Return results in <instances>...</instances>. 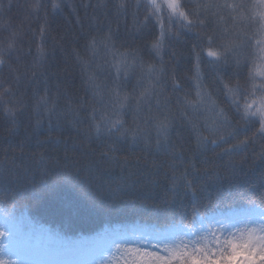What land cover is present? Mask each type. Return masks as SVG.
Wrapping results in <instances>:
<instances>
[{"label":"trees","instance_id":"trees-1","mask_svg":"<svg viewBox=\"0 0 264 264\" xmlns=\"http://www.w3.org/2000/svg\"><path fill=\"white\" fill-rule=\"evenodd\" d=\"M30 2L11 0L12 8L8 10V0H4L5 10L0 19V40L6 39L11 30L22 35L21 59L15 65L19 70L10 75L7 68L0 67V81L19 77L17 94L25 101L23 113L15 119L8 112L13 104H0V227L13 234L2 241L5 255L0 258L17 259L11 253V240L16 239L13 221L21 230L29 226L43 228L73 241H88L99 233L114 229L151 230L164 221L161 201L170 187L167 180L172 166L169 153L154 150V130L151 131L152 149L143 143H133L130 132L128 141L117 154L119 161L108 165L98 162L94 172H89V159L99 161L98 153L103 145L93 142L91 146L80 147L81 141L87 143L84 133L89 121L86 117L93 109L97 116L119 113V117L113 115L112 118L122 119L126 128L135 130L139 125L148 130L144 123L147 106L137 113L134 104L121 109L114 101L117 91L121 95H139L148 84L147 70L153 64H164L168 69L165 94L172 98L169 109L175 117L171 139L177 151L184 154L182 158L176 157L178 161H184L177 167L183 171L184 164L192 163L201 169V174L194 177L196 184L207 175L215 177L213 182L199 189L197 197L185 194L183 203L187 217L193 215L195 201L198 211L193 223L197 230L202 219L205 224L213 223L233 212L247 214L229 228L232 231L243 229L248 232L258 228V214L246 201L249 198L258 200L264 193V160L253 156V152L260 151V144L251 148L244 163L238 166V174L233 176L228 158L217 155L219 148L202 154L193 151L195 137L189 121L194 114L188 108L185 115L176 103L173 77L182 89L180 99H184V93H189L188 99L195 100L196 92L201 91L202 95H211L217 111L232 103L231 96L222 91L220 82L227 83V80L224 76L215 80L209 67L200 66L204 87L202 90L196 88L197 81L192 79L196 71L192 45L199 41L192 32L180 29L177 23L173 31H179V36L166 41L158 56L153 49L155 39H159L158 29L153 31L149 26L139 32L132 26L130 18L117 20L110 17L114 46L97 44L92 48L86 46L91 43L90 36L98 28L107 31L109 27V20L102 16L99 20L94 18L91 5L97 0H64L63 10L49 15L48 30L43 37L40 35L43 20L27 7ZM186 2L191 7L207 0ZM205 23L208 25L206 30L212 32L215 29L216 34L233 28L231 23L211 16ZM5 26H10L8 31ZM251 31L255 32L256 28ZM37 46L46 50L47 81L44 77L33 81L30 76L33 56L29 52L35 54ZM204 48L205 58L210 59L206 55V43ZM125 64L129 66L126 71ZM45 94L56 102L55 114L49 115L43 108L37 110L36 101ZM152 105L155 111L154 100ZM207 116L210 124L211 113ZM204 118L199 117L201 123ZM234 159L239 161L240 156ZM53 161L69 167L66 171L63 167H53ZM188 171L191 174V168ZM154 179H158L159 184L153 183ZM9 216L12 220L7 219ZM176 222H180L179 217ZM187 222L188 219L183 221ZM24 236L21 232L18 240L21 246ZM239 255L247 256L245 252ZM114 256L118 258L119 254L113 250L105 255V259L114 264ZM251 258L250 264H258L256 256ZM231 262L237 264L235 260Z\"/></svg>","mask_w":264,"mask_h":264},{"label":"snow or ice","instance_id":"snow-or-ice-1","mask_svg":"<svg viewBox=\"0 0 264 264\" xmlns=\"http://www.w3.org/2000/svg\"><path fill=\"white\" fill-rule=\"evenodd\" d=\"M27 7L43 20L40 28V35L43 37L48 30L49 15L62 11L64 0H31ZM91 7L95 13L94 18L99 20L102 16L104 20H109V27L107 31L98 28L90 36L91 43L86 45L87 47L94 48L97 44L114 46L115 36L111 30L110 17L117 20L130 18L132 26L139 32L149 26L153 31L158 29L159 39L154 36L153 44L158 56L166 41L179 36V31H173L177 23L180 29L192 32L199 41L192 45L196 60V71L192 79L197 81L196 88L202 90L204 87L200 70L203 65L211 68L215 80L224 76L227 83L220 81L223 85L222 91L232 99L231 104L219 111L216 110V102L212 100L211 95H202L201 91L196 92L195 100L188 99L189 93H184V99H180L179 92L182 89L173 77V93L176 94L177 105L185 115L188 114V108H191L194 114L189 121L191 133L195 137L196 147L193 151L202 154L219 148L217 155L228 158V166L233 176L238 174V166L244 163L248 152L257 143L260 144V151L253 152V156L264 160V0H207L191 7L186 0H97ZM11 8V0H8L7 9ZM4 10V0H0V19L3 18ZM72 10L75 12L74 7ZM208 16L231 23L232 30L218 34L215 29L212 32L207 31L205 20ZM9 27L5 26V31H8ZM253 27L256 28L255 32L251 31ZM21 42L22 35L17 30L9 31L7 38L0 40V67L7 68L10 75L19 70L15 65L21 59ZM205 43L206 55L210 59H206L204 55ZM29 55L33 56L30 66L31 79L37 81L44 77L47 81V67L44 62L46 50L37 46L36 53L29 52ZM128 67L127 64L124 65L125 71ZM167 77L166 65L153 64L147 70L148 84L139 95H121L118 91L116 93L114 104H119L121 109L134 104V110L138 113L144 106L148 107V114L144 119L148 130L141 129L139 125L135 130L126 128L122 119L112 118L113 115L119 117V113L97 116L96 110L93 109V113L86 117L89 121L88 130L84 133L87 143H80V147L91 146L93 142L103 145L98 153L99 161L89 159V172H94L98 162L108 165L119 161L117 154L121 151L123 143L128 141L130 132L133 133V143H143L145 147L152 149L151 131L154 130V150L169 153L172 166L167 180L170 187H167L161 201L164 206V221L151 230L114 229L111 232L99 233L88 241L69 240L58 233L32 226L21 230L17 222L13 221L16 239L11 240V253L17 259L0 258V264H113L112 260L105 259V255L113 250L119 254L118 258L113 257L114 264H230L232 260L242 264L243 258L240 255L221 246L220 235L234 227L240 217L247 213L233 212L220 221L207 224L203 223L202 219L199 230L193 223L198 211L195 201L193 215L190 218L186 215L183 203L185 194L190 193L192 197H197L199 189L213 182L215 177L207 175L206 179L196 184L194 177L201 174V169L192 163L184 164L183 171L177 167L184 161H178L176 157L182 158L184 154L183 151H177L171 139L175 117L169 109L172 98L165 94ZM5 84L8 87H5ZM19 84V77L0 81V104H13V108L8 109V112L14 119L23 113L25 107L24 99L17 94ZM36 108H43L52 115L56 113V102L45 94L36 101ZM208 113H211L212 117L210 124ZM200 116L205 117L203 123L200 122ZM204 132H208V135H204ZM236 156H240L239 161L234 159ZM51 164L53 167H63L65 171L69 167L68 164L61 166L55 161ZM153 183L159 184V180L154 179ZM7 191L6 187L5 192ZM246 203L258 214V228L249 230V235L264 232V193L258 196V200L249 198ZM177 217L180 222H176ZM7 219L12 220V217ZM185 219H188L187 223H183ZM251 222L249 220V223ZM21 232L25 234L23 246L18 243ZM9 235L13 234L0 227V257L5 255V245L2 241ZM247 250H254L258 264H264V246H250Z\"/></svg>","mask_w":264,"mask_h":264},{"label":"clouds","instance_id":"clouds-1","mask_svg":"<svg viewBox=\"0 0 264 264\" xmlns=\"http://www.w3.org/2000/svg\"><path fill=\"white\" fill-rule=\"evenodd\" d=\"M220 242L225 250H232L234 254L239 255L250 246H264V232H258V234L250 236L249 233L243 229L237 231L227 229L220 235ZM230 264H232V262H230Z\"/></svg>","mask_w":264,"mask_h":264},{"label":"rangeland","instance_id":"rangeland-1","mask_svg":"<svg viewBox=\"0 0 264 264\" xmlns=\"http://www.w3.org/2000/svg\"><path fill=\"white\" fill-rule=\"evenodd\" d=\"M251 229H253V228H251ZM250 229V230H251ZM249 232V231H248ZM256 234H258V232L257 233H255L254 235H256ZM245 252V254L247 255V256H250V257H247V256H241L243 259H242V264H250V261L252 260V258L251 257H254V256H256V253H255V251L254 250H251V251H249V250H246V251H244ZM236 261V260H235ZM237 262V261H236Z\"/></svg>","mask_w":264,"mask_h":264}]
</instances>
